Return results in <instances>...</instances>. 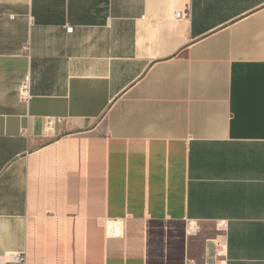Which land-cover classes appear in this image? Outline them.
I'll return each instance as SVG.
<instances>
[{
  "label": "crops",
  "instance_id": "0c3cea01",
  "mask_svg": "<svg viewBox=\"0 0 264 264\" xmlns=\"http://www.w3.org/2000/svg\"><path fill=\"white\" fill-rule=\"evenodd\" d=\"M19 254L264 264V0H0V264Z\"/></svg>",
  "mask_w": 264,
  "mask_h": 264
},
{
  "label": "built area",
  "instance_id": "2783aa9c",
  "mask_svg": "<svg viewBox=\"0 0 264 264\" xmlns=\"http://www.w3.org/2000/svg\"><path fill=\"white\" fill-rule=\"evenodd\" d=\"M72 28H69L67 29V31L70 33L72 32ZM19 97H20V100L23 102V103H26L28 104L29 101L31 100L32 98V94H31V84H30V81L27 80L20 88V91H19ZM119 225L118 223H111L110 226H109V234L110 235H113L114 234V228H115V232L117 235H119L120 232H117L116 230V226ZM14 261L16 262H19V263H26V254H19V255H15L13 257Z\"/></svg>",
  "mask_w": 264,
  "mask_h": 264
},
{
  "label": "water",
  "instance_id": "95a60500",
  "mask_svg": "<svg viewBox=\"0 0 264 264\" xmlns=\"http://www.w3.org/2000/svg\"><path fill=\"white\" fill-rule=\"evenodd\" d=\"M116 230H117V232H120V225L116 226Z\"/></svg>",
  "mask_w": 264,
  "mask_h": 264
}]
</instances>
